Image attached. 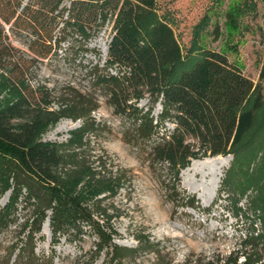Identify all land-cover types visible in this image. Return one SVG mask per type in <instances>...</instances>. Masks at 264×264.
<instances>
[{
    "label": "trees",
    "instance_id": "16d2710c",
    "mask_svg": "<svg viewBox=\"0 0 264 264\" xmlns=\"http://www.w3.org/2000/svg\"><path fill=\"white\" fill-rule=\"evenodd\" d=\"M156 7V0H0V86L16 96L0 109V197L10 191L0 210V233L15 218L22 198L32 207L33 233L48 219L54 237L69 231L79 236L88 228L97 240L96 252L106 250L110 264H121L127 256L124 252H135L113 244L110 233L94 218L99 214L94 196L120 181L88 177L86 168H75L74 155L64 151L63 145L38 142L46 124L54 121L47 118L54 116L47 110L49 95L26 85L25 68L13 56L9 35L29 40L27 50L44 59L74 38L87 44L111 23L104 65L94 66L91 72L93 85L116 114L133 116L136 140L158 137L150 147V159L169 166L172 180L167 194L173 207L193 208L194 197L180 190L179 174L191 160L202 157L232 155L223 184L242 178V194L264 189V184L252 180L254 173L241 169L264 149L260 84L228 60L225 51L198 47L197 58H185L170 25L156 17ZM224 16L225 28L237 30L239 7L230 8ZM221 33L215 24L212 40L217 42ZM145 98L151 106L162 107L156 122L151 115L154 107L144 111L137 106ZM82 104L75 101L65 108L73 110L75 119H84L93 109L85 113ZM81 182L83 187L77 189ZM260 205L264 221V200ZM260 238L264 239V233L250 246H256ZM26 245L18 249L20 262Z\"/></svg>",
    "mask_w": 264,
    "mask_h": 264
},
{
    "label": "rangeland",
    "instance_id": "374dc122",
    "mask_svg": "<svg viewBox=\"0 0 264 264\" xmlns=\"http://www.w3.org/2000/svg\"><path fill=\"white\" fill-rule=\"evenodd\" d=\"M250 1L156 0L155 15L170 25L185 58H197L198 47L225 51L228 60L260 84L264 97V0ZM236 6L240 9V25L229 31L224 14ZM215 24L222 32L217 42L212 40ZM111 37L112 24L107 23L87 44L74 38L71 44H63L42 59L27 50L29 40L9 35L13 56L25 68L26 85L49 95L47 110L54 116L47 118L54 121L46 124L38 142L63 145L64 151L74 155L75 168H86L88 177L106 183L108 179L120 181V185L94 196L92 202H99V214L95 212L98 216L94 214V218L110 233L111 242L135 250L124 252L127 256L121 264H264V239H256V246H250L264 233L260 209L264 189L242 194V178L236 179L238 183L223 184L232 155L191 160L181 169L179 179L180 190L194 197L193 208L173 207L167 194L172 180L169 166L150 159V147L158 137L147 142L136 140L133 116L116 114L93 85L92 69L103 67ZM15 98L11 90L0 86V109ZM75 101L84 102L85 113L93 109L88 117L75 119L72 109L66 111L65 105ZM137 106L144 111L154 107V121L162 110L159 104L151 106L148 98ZM166 128L171 126L167 124ZM263 151L251 165L241 167L248 174L254 173L252 180L259 184H264ZM216 158L227 159L219 177L216 165L183 174L194 162ZM83 185L81 182L77 189ZM9 194L7 191L0 197V210ZM32 214V207L21 198L15 218L0 233V264H16L23 243L27 245L23 246L20 264L31 260L36 264H110L106 250L96 252L97 240L88 228L79 236L69 231L54 237L47 219L33 233Z\"/></svg>",
    "mask_w": 264,
    "mask_h": 264
},
{
    "label": "bare ground",
    "instance_id": "6f19581e",
    "mask_svg": "<svg viewBox=\"0 0 264 264\" xmlns=\"http://www.w3.org/2000/svg\"><path fill=\"white\" fill-rule=\"evenodd\" d=\"M227 159H224L222 160L221 158H216V159H213V160H210L209 162H194L192 167L187 169L183 174H187L188 172H194L198 167H206V166H211V165H216L217 167V171H216V174L217 176L219 177L220 174H221V169L227 164L226 163ZM217 177V178H218ZM219 180V178H218Z\"/></svg>",
    "mask_w": 264,
    "mask_h": 264
},
{
    "label": "water",
    "instance_id": "95a60500",
    "mask_svg": "<svg viewBox=\"0 0 264 264\" xmlns=\"http://www.w3.org/2000/svg\"><path fill=\"white\" fill-rule=\"evenodd\" d=\"M107 49V48H106Z\"/></svg>",
    "mask_w": 264,
    "mask_h": 264
}]
</instances>
